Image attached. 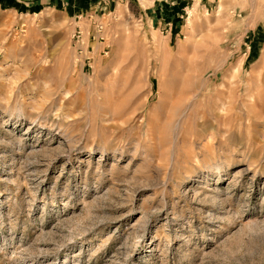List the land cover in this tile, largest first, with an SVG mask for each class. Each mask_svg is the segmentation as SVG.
I'll list each match as a JSON object with an SVG mask.
<instances>
[{
  "label": "rangeland",
  "instance_id": "obj_1",
  "mask_svg": "<svg viewBox=\"0 0 264 264\" xmlns=\"http://www.w3.org/2000/svg\"><path fill=\"white\" fill-rule=\"evenodd\" d=\"M163 1L0 0V264H264V0Z\"/></svg>",
  "mask_w": 264,
  "mask_h": 264
},
{
  "label": "crops",
  "instance_id": "obj_2",
  "mask_svg": "<svg viewBox=\"0 0 264 264\" xmlns=\"http://www.w3.org/2000/svg\"><path fill=\"white\" fill-rule=\"evenodd\" d=\"M171 3H172V5H174V6H172ZM161 6H163V7H165V8H170V9H176V8L178 7V6H177V1H176V0H175V1H172V0H164ZM168 6H169V7H168ZM178 8H179V7H178Z\"/></svg>",
  "mask_w": 264,
  "mask_h": 264
}]
</instances>
